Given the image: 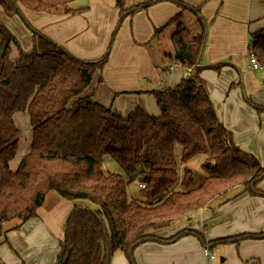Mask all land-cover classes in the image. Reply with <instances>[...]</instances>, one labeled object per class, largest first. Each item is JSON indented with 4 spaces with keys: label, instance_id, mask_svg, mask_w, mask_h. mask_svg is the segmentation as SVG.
<instances>
[{
    "label": "trees",
    "instance_id": "1",
    "mask_svg": "<svg viewBox=\"0 0 264 264\" xmlns=\"http://www.w3.org/2000/svg\"><path fill=\"white\" fill-rule=\"evenodd\" d=\"M74 1L0 0L5 15L19 16L33 34V48L25 52L0 22V246L8 243L10 228L37 216L52 191L75 203L65 220L55 264H111L118 252L129 264H136L134 252L142 244H172L185 236L196 237L203 248L210 249L232 244L238 247L245 240L264 241V231L211 241L189 228L167 238L156 234L173 223L192 219L201 209L213 211L214 202L221 205L245 194L264 197L259 188L264 165L233 144L199 75L205 68L220 71L230 65L223 61L201 66L210 23L201 16V7L172 0L180 13L165 26L155 28L153 35L160 37L177 24L171 37V56L183 69H192L191 77L173 88L147 92L155 99L159 116L137 108L125 117L97 103L93 94L83 92L95 72L107 65L124 19L161 0L132 7L126 6V0H115L118 23L106 52L95 60L78 58L35 29L21 8L80 14L82 10L70 7ZM185 10L196 17V31L183 25ZM13 46L19 52L16 63L10 60ZM249 50L264 70V28L250 34ZM245 99L258 113H264V106ZM19 112L29 115L32 143L30 152L13 171L10 162L17 155L20 139L14 115ZM108 157L130 181L137 177L145 186L140 187L141 199L131 197L130 181L125 176L105 170ZM196 158H203L205 173L199 185H195L194 173L188 167ZM12 221L19 223L7 228ZM0 264H4L1 259Z\"/></svg>",
    "mask_w": 264,
    "mask_h": 264
},
{
    "label": "crops",
    "instance_id": "2",
    "mask_svg": "<svg viewBox=\"0 0 264 264\" xmlns=\"http://www.w3.org/2000/svg\"><path fill=\"white\" fill-rule=\"evenodd\" d=\"M142 1L126 0V6L132 7ZM180 1L201 7V16L211 23L201 66L228 59L234 63L220 71L205 68L199 74L219 121L231 134L235 146L253 154L264 165L263 125L253 109L244 102L241 91V85L245 86L252 102L264 106V70L258 69L263 74L258 77L246 74L243 69L242 79L236 71L242 64L239 58H234L239 53L242 58L246 42L249 48L250 34L264 28V3L259 0ZM70 7L82 12L63 15L33 12L21 6L24 17L35 29L73 55L84 60L100 58L106 52L118 23L119 10L115 0H76ZM180 11V7L172 0H161L145 11L126 18L115 36L107 65L95 72L83 95L93 94L97 103L125 117L137 108L149 115L159 116L156 101L147 92L179 85L186 70L173 60L172 51L167 52L164 46L160 59L156 60L149 42L154 29L168 24ZM187 16L189 19L185 20ZM182 18L184 26H197L196 17L190 11H183ZM0 22L17 38L23 51L32 50L33 34L19 16L9 18L0 7ZM176 25L171 27L177 28ZM239 49L241 52L234 51ZM18 58V49L13 46L10 60L16 63ZM169 60L170 64L163 63ZM247 67L250 68L249 65ZM14 122L20 131V139L17 155L10 162V168L16 171L30 152L32 129L27 112L16 113ZM259 188L264 191V180ZM74 205L55 192H49L35 218L16 229L8 230V243L0 246L1 261L4 264H55L60 243L64 239L65 220ZM174 224L156 234L167 238L181 229L189 228L203 234L206 241H211L242 233H258L264 231V197L245 194L216 205L211 212L204 208L194 213L192 219ZM216 248L211 251L214 255L219 253L223 256L221 264H243L242 260L248 264H264L263 240H245L238 247L232 244ZM134 256L136 264H213L204 256L203 247L194 236H185L172 244L145 243L136 248ZM111 264L129 262L124 254L118 252Z\"/></svg>",
    "mask_w": 264,
    "mask_h": 264
},
{
    "label": "rangeland",
    "instance_id": "3",
    "mask_svg": "<svg viewBox=\"0 0 264 264\" xmlns=\"http://www.w3.org/2000/svg\"><path fill=\"white\" fill-rule=\"evenodd\" d=\"M144 1H151V0H143L142 2H144ZM142 2H140V3H142ZM139 4V3H138ZM143 11H145V10H143ZM129 17H131V16H129ZM128 18V17H127ZM126 19V18H125ZM124 19V20H125ZM186 19H189V17L187 16L186 18H185V20ZM183 20V18H181V21ZM184 20V21H185ZM124 22V21H123ZM122 22V23H123ZM186 23L188 24L189 22L188 21H186ZM209 23V22H208ZM122 25V24H121ZM165 26V25H164ZM210 26H211V23H209V26H208V30H207V38H206V44H205V48H204V51H203V54H204V52H205V49H206V47H207V45H208V39H209V29H210ZM192 31L194 30V31H196L198 28H197V26L196 27H189ZM176 31V28H173V27H169L160 37H153L152 36V39L150 40V42H149V44H150V46H152V56H154L155 58H156V60H159L160 58H159V55H160V52H161V49H162V46H164V48L165 49H167V52H169V51H172L173 50V47H172V44H171V37H172V34L174 33ZM154 32H155V29H154ZM154 32H153V34H154ZM248 43L246 42V44L244 45V55L242 56V58H240V53L238 54V55H234V58H239V62L242 64V67L239 65V69L238 70H236L237 72H238V74H239V76H241V78L243 79L244 78V72H243V69L245 70V72H246V74L247 73H251V74H253V75H255V76H258V77H260V76H263V74H262V72H260V70H255L254 68H253V65L250 63V59H249V56L247 55L248 53H249V51L250 50H248L249 48H248V45H247ZM248 50V51H247ZM235 52H241V50L239 49V50H234ZM203 61H204V57H203V60L201 61L202 63L201 64H203ZM226 61H228V62H230V63H233V62H231L229 59L228 60H226ZM164 64H170L171 63V61L169 60L168 62L167 61H164L163 62ZM239 63V64H240ZM234 64V63H233ZM250 66V68L249 67H247V66ZM241 91H242V93H243V97H244V102L248 105V106H250L252 109H253V111H254V113L256 114V116L258 117V120L260 119V121H261V123H262V131H264V113H258L251 105H249L248 103H247V100L245 99V96L247 97V98H251V95L249 94V95H247L248 94V89H246V87L244 86H242L241 85ZM177 156H180V148L178 147L177 148ZM178 159H179V157H178ZM202 163H203V158H196V159H194L193 161H191L189 164H188V167L193 171V173H194V179H195V185H199L201 182H202V179L204 178V175H205V173H204V171H203V168H202ZM105 170H108V172H110V173H117V174H121V175H123V176H125V178L128 180V181H130L129 180V178L124 174V172H123V170L116 164V162L112 159V158H110V157H108V158H106V160H105ZM140 186H141V182L139 181V179L137 178V177H135V179L133 180V181H130V184H129V192H130V195H131V197L132 198H134V199H141V188H140ZM232 192H234V190H232ZM87 203V204H86ZM218 203V202H217ZM86 206H90L91 208H95V206L93 205V204H91V203H89V202H85L84 203ZM216 206V203L214 202L213 203V207H215ZM209 212H211V210H208ZM228 219H230V218H228ZM19 223V221H12L11 223H8L7 224V228H9V227H13L14 225H16V224H18ZM177 223V224H176ZM175 224L176 225H179L180 223H181V221H178V222H176ZM174 224V225H175ZM229 246V245H228ZM222 246H217V248L216 249H220ZM48 247L46 246V249H47ZM215 256H216V260L215 261H209V262H213V264H221V257H223V256H221L219 253H215Z\"/></svg>",
    "mask_w": 264,
    "mask_h": 264
},
{
    "label": "built area",
    "instance_id": "4",
    "mask_svg": "<svg viewBox=\"0 0 264 264\" xmlns=\"http://www.w3.org/2000/svg\"><path fill=\"white\" fill-rule=\"evenodd\" d=\"M250 63L253 65V68L255 70L261 69V66L259 65L255 54L252 51H249L248 53ZM192 75V69H186V72L184 73V78L191 77ZM141 188H144V185L140 186ZM203 254L209 261H214L216 259L215 255L212 253L211 249L208 247L203 248Z\"/></svg>",
    "mask_w": 264,
    "mask_h": 264
}]
</instances>
